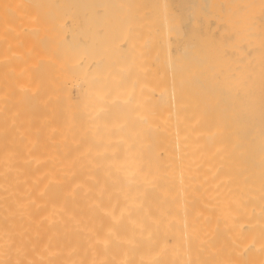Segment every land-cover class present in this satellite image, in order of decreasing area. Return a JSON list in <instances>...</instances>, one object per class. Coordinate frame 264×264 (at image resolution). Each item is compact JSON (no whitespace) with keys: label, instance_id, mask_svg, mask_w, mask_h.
I'll list each match as a JSON object with an SVG mask.
<instances>
[{"label":"bare ground","instance_id":"6f19581e","mask_svg":"<svg viewBox=\"0 0 264 264\" xmlns=\"http://www.w3.org/2000/svg\"><path fill=\"white\" fill-rule=\"evenodd\" d=\"M9 10L0 264H264V0Z\"/></svg>","mask_w":264,"mask_h":264},{"label":"rangeland","instance_id":"374dc122","mask_svg":"<svg viewBox=\"0 0 264 264\" xmlns=\"http://www.w3.org/2000/svg\"><path fill=\"white\" fill-rule=\"evenodd\" d=\"M28 7L36 10L37 20L41 23L53 24L57 28L56 22L74 24L78 20V15L83 11V7L88 6L89 0H27ZM92 1V0H90ZM13 4V0H0V7L6 13ZM92 5V4H90ZM47 28V27H46Z\"/></svg>","mask_w":264,"mask_h":264}]
</instances>
